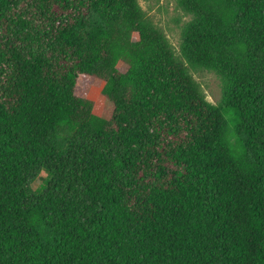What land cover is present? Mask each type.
Instances as JSON below:
<instances>
[{
    "label": "trees",
    "instance_id": "obj_1",
    "mask_svg": "<svg viewBox=\"0 0 264 264\" xmlns=\"http://www.w3.org/2000/svg\"><path fill=\"white\" fill-rule=\"evenodd\" d=\"M177 3L0 0V264H264V0Z\"/></svg>",
    "mask_w": 264,
    "mask_h": 264
},
{
    "label": "rangeland",
    "instance_id": "obj_2",
    "mask_svg": "<svg viewBox=\"0 0 264 264\" xmlns=\"http://www.w3.org/2000/svg\"><path fill=\"white\" fill-rule=\"evenodd\" d=\"M138 3L148 19L161 29L169 39L175 51L180 52L184 28L192 20V16L181 9L177 0H138ZM121 69H125L121 66ZM193 77L201 85L207 100L218 105L222 99L224 82L213 71L198 69L191 71ZM105 83L94 77L80 76L76 94L82 98L92 99L95 102V112L109 119L114 107L102 94ZM50 180L48 171L43 170L31 187L35 193H40Z\"/></svg>",
    "mask_w": 264,
    "mask_h": 264
}]
</instances>
